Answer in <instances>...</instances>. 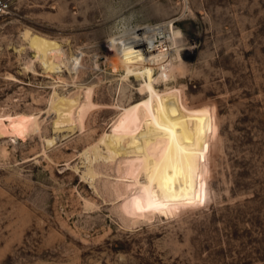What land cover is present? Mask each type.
I'll list each match as a JSON object with an SVG mask.
<instances>
[{
    "label": "rangeland",
    "instance_id": "374dc122",
    "mask_svg": "<svg viewBox=\"0 0 264 264\" xmlns=\"http://www.w3.org/2000/svg\"><path fill=\"white\" fill-rule=\"evenodd\" d=\"M160 22L179 33L180 59L155 70V85L181 88L195 115L192 197L172 215L132 219L112 187L127 180L122 163L117 172L83 150L111 129L117 111L102 106L145 96L141 80L103 63L107 40ZM25 30L79 56L76 85H97L83 128H54L53 90L76 88L68 70L45 72ZM14 114L40 125L0 137V264H264V0H8L0 116Z\"/></svg>",
    "mask_w": 264,
    "mask_h": 264
},
{
    "label": "bare ground",
    "instance_id": "6f19581e",
    "mask_svg": "<svg viewBox=\"0 0 264 264\" xmlns=\"http://www.w3.org/2000/svg\"><path fill=\"white\" fill-rule=\"evenodd\" d=\"M23 36L30 40L34 59L46 73H54L57 79L63 80V72L68 70L76 88L64 93L53 90L49 111L56 116L52 122L54 128L59 129L63 123L71 129L83 128L86 115L99 105L93 101L96 84L76 85L82 68L79 56H72L70 61V54L60 43L31 36L28 30ZM179 37L171 23L160 22L124 28L107 40L109 50L103 63L119 73L123 81L133 77L141 80L145 96L125 106H102L117 111L110 131L103 132L97 140L105 153H99L95 142L85 148L83 154L89 157L86 155L91 153L90 161L108 160L117 172L120 170L118 162L122 163V177L127 180H118L112 187L124 199L120 204L122 213L132 219L150 218L154 214L172 215L177 201L192 197L193 157L197 152L194 110L185 103L181 88L159 89L154 77L156 69L167 74L180 59V47L176 45ZM94 64L98 69L96 61ZM39 125L38 117L33 114L0 116V137L19 138L29 130L39 131ZM45 141L51 144L53 140L46 138ZM126 147L128 150H123ZM96 173L91 167L84 172L91 179Z\"/></svg>",
    "mask_w": 264,
    "mask_h": 264
},
{
    "label": "built area",
    "instance_id": "2783aa9c",
    "mask_svg": "<svg viewBox=\"0 0 264 264\" xmlns=\"http://www.w3.org/2000/svg\"><path fill=\"white\" fill-rule=\"evenodd\" d=\"M8 7V0H0V15L5 13Z\"/></svg>",
    "mask_w": 264,
    "mask_h": 264
}]
</instances>
